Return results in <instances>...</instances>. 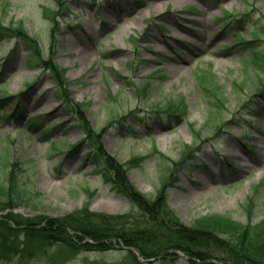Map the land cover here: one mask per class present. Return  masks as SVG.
Wrapping results in <instances>:
<instances>
[{"label": "rangeland", "instance_id": "1", "mask_svg": "<svg viewBox=\"0 0 264 264\" xmlns=\"http://www.w3.org/2000/svg\"><path fill=\"white\" fill-rule=\"evenodd\" d=\"M7 1L0 21L22 24L49 60L28 66L32 50L22 38L0 39V93L7 97L0 183L10 181L8 164L16 163L21 180L41 193L37 206L14 207L22 222L63 217L86 203L140 217L106 179L101 146L125 163L140 192L152 199L163 192L185 224L206 214L254 224L264 218V68L246 48L264 51V0ZM173 99L186 103L176 118L162 106ZM77 103L86 107L92 136ZM236 145L243 157L231 152ZM53 249L35 246L23 260L40 264ZM125 254L115 242L109 250L82 249L66 264L119 262ZM20 257L0 252V264ZM212 257L199 264H215ZM176 259L189 264L185 255Z\"/></svg>", "mask_w": 264, "mask_h": 264}, {"label": "trees", "instance_id": "2", "mask_svg": "<svg viewBox=\"0 0 264 264\" xmlns=\"http://www.w3.org/2000/svg\"><path fill=\"white\" fill-rule=\"evenodd\" d=\"M1 1L8 3L7 0ZM56 1L59 5L66 3L63 0ZM5 37L22 38L31 47L32 51L27 56L28 65L49 64V60L40 53L37 39L32 37L22 24L5 25L0 21V39ZM251 50L254 53L253 62L264 68V51L253 47ZM58 72L60 74V71ZM209 78L211 77L204 78V84L209 82ZM146 88L148 87L143 89ZM209 89L219 90V87L213 86ZM146 91L148 92V89ZM261 93L264 97V88ZM3 97L1 94L0 98ZM148 100H151V97ZM77 104L86 130L92 136L93 132L83 112L86 107L81 103ZM162 106L174 114L173 117H178L186 109L183 101L174 99L164 102ZM162 106L158 104V108L163 109ZM98 150V153H102L99 154L102 161L106 163V179L140 208L141 216L133 220L130 215L96 212L85 205L63 217L44 216L38 222H22L13 208L20 203L37 206V197H40L41 193L34 191L26 181L21 180L16 163L8 164L7 161L5 164L12 166L9 171L11 179L0 183V210L9 209L0 214L2 256L8 257L10 253H18L21 254L19 264H28V261L23 259L33 256L35 246L54 245V249L44 260H39V263L66 264L82 249L109 250L116 241H122L125 245L138 248L146 258L162 255V260L145 263L140 261L134 251L126 250L125 256L119 262L95 260L82 264H176L177 249L185 252L190 264H199L211 258L213 255H210V251L216 252L215 258L226 259L229 264H264V219L255 224H246L226 215L207 214L196 218L191 225L185 224L177 212L167 204L163 192L155 199L147 197L126 177L125 163L121 164L113 156L105 154L102 146ZM135 159L138 162L140 158ZM20 234L24 239L19 238ZM87 239H92L93 242ZM169 250L171 252H167Z\"/></svg>", "mask_w": 264, "mask_h": 264}, {"label": "bare ground", "instance_id": "3", "mask_svg": "<svg viewBox=\"0 0 264 264\" xmlns=\"http://www.w3.org/2000/svg\"><path fill=\"white\" fill-rule=\"evenodd\" d=\"M172 21V23L174 24H176L177 23V21L175 22L174 20H171ZM178 24V23H177ZM180 26V28L181 29H184V30H187V29H190V27H188V26H186V25H179ZM231 152L234 154V155H236L237 157H239L240 155H241V153L238 151V147H237V145L236 146H232L231 147ZM261 157L263 158L264 157V154L262 153L261 154Z\"/></svg>", "mask_w": 264, "mask_h": 264}]
</instances>
